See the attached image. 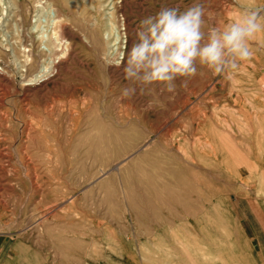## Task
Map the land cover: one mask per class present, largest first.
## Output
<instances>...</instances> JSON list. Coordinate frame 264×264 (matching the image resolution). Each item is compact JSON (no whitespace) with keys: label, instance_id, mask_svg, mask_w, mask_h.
Returning a JSON list of instances; mask_svg holds the SVG:
<instances>
[{"label":"rangeland","instance_id":"374dc122","mask_svg":"<svg viewBox=\"0 0 264 264\" xmlns=\"http://www.w3.org/2000/svg\"><path fill=\"white\" fill-rule=\"evenodd\" d=\"M195 2L205 9V32L264 8V0H0L2 232L36 252V214L52 229L99 218L111 227L105 237L147 242L163 236L145 219L151 209L192 211L224 197V187L202 180L224 168L205 155L225 145L240 149L251 132L264 130V32L230 77L197 65L194 77L175 81V92L154 84L122 95L131 85L123 69L140 21ZM47 213L57 218L49 223ZM183 232L185 253H193L195 229Z\"/></svg>","mask_w":264,"mask_h":264},{"label":"crops","instance_id":"0c3cea01","mask_svg":"<svg viewBox=\"0 0 264 264\" xmlns=\"http://www.w3.org/2000/svg\"><path fill=\"white\" fill-rule=\"evenodd\" d=\"M259 132H251L240 149L225 145L223 153H216L220 155H205L224 166L220 171L202 172L203 181L224 187V197L213 205L196 206L192 211L184 205L166 211L153 208L146 213L148 223L154 228L160 225L162 237L139 243L135 238L121 239L119 234L105 237L111 227L99 218L91 225L55 222L54 229L46 228L40 225L45 216L36 214V252L26 248L23 239L7 236L2 232L7 227L0 225V264H264V130ZM234 164L240 174L237 189L243 191L237 196L232 192ZM250 166L262 168L254 171ZM47 214L49 223L57 218ZM134 220L130 216L127 222L132 225ZM116 221L122 222L120 217ZM190 225L198 238L192 239L193 253H185L189 237L185 238L183 231ZM122 246L139 248L126 252Z\"/></svg>","mask_w":264,"mask_h":264},{"label":"clouds","instance_id":"9594fccd","mask_svg":"<svg viewBox=\"0 0 264 264\" xmlns=\"http://www.w3.org/2000/svg\"><path fill=\"white\" fill-rule=\"evenodd\" d=\"M205 9L195 2L181 10L179 5L161 7L143 18L135 32L124 66V78L131 82L122 89L124 97L136 94L137 86L159 84L167 92L176 91L177 79L197 74V65L227 74L253 56L250 41L264 32V8L250 7L232 22L205 32ZM187 79L181 86L187 87Z\"/></svg>","mask_w":264,"mask_h":264},{"label":"bare ground","instance_id":"6f19581e","mask_svg":"<svg viewBox=\"0 0 264 264\" xmlns=\"http://www.w3.org/2000/svg\"><path fill=\"white\" fill-rule=\"evenodd\" d=\"M42 7V6H41ZM60 14V13H59ZM56 20H58V16L56 15L55 16V19L52 21V23H53V25H55V27H56V24H57V21ZM66 25V24H65ZM45 33V32H44ZM51 40V44H52V46L54 45V43L52 42V41H54V40H52V39H50ZM27 54V53H26ZM39 67V66H38ZM47 70V69H46ZM49 70V69H48ZM51 70H52V68H51Z\"/></svg>","mask_w":264,"mask_h":264}]
</instances>
